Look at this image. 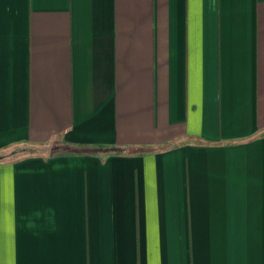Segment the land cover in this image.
Returning a JSON list of instances; mask_svg holds the SVG:
<instances>
[{
  "label": "crops",
  "instance_id": "crops-1",
  "mask_svg": "<svg viewBox=\"0 0 264 264\" xmlns=\"http://www.w3.org/2000/svg\"><path fill=\"white\" fill-rule=\"evenodd\" d=\"M0 264H264V0H0Z\"/></svg>",
  "mask_w": 264,
  "mask_h": 264
}]
</instances>
